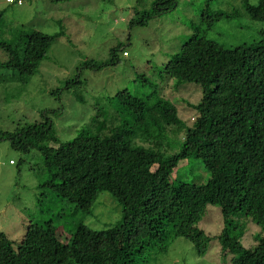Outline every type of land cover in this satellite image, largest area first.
<instances>
[{"label":"trees","instance_id":"trees-1","mask_svg":"<svg viewBox=\"0 0 264 264\" xmlns=\"http://www.w3.org/2000/svg\"><path fill=\"white\" fill-rule=\"evenodd\" d=\"M240 1L248 16L264 21V0ZM176 5V0H153L149 9L135 10L131 25H145ZM2 18L0 12V22ZM261 34L255 44L227 48L196 32L163 66L166 81H174L175 87L193 83L200 89L198 103L191 105L195 114L190 124L157 91L143 95L124 89L112 97L115 110L107 120L105 112H96L67 141L57 139L48 118L13 131L0 130V142L7 140L24 154L38 152L46 173L40 186L72 205V212L90 215L103 192L113 196L122 211V221L105 230L77 223L63 243L56 225L62 211L53 214L46 208L42 201H55L42 192L36 207L50 217L30 220L19 241L0 232V264H152L178 238L191 242L202 256L210 237L198 223L208 206L220 209L224 226L215 238L223 257H229L225 264H264V29ZM56 36L20 30L11 43L0 42L6 54L0 69L10 71L0 75V83H26ZM118 49L112 50V62L117 61ZM84 63L96 67L94 62ZM78 77L67 81L66 88L80 82ZM173 136L179 139L170 142ZM223 142L235 148L237 160L225 155ZM194 158L210 173L205 183L172 177L180 162ZM225 165L232 166V173L218 195V173ZM248 222L259 232L246 247L241 239ZM88 236L100 242L96 251L82 247V238Z\"/></svg>","mask_w":264,"mask_h":264},{"label":"rangeland","instance_id":"rangeland-1","mask_svg":"<svg viewBox=\"0 0 264 264\" xmlns=\"http://www.w3.org/2000/svg\"><path fill=\"white\" fill-rule=\"evenodd\" d=\"M152 1L142 0L136 4V0L58 3L24 0L22 6H16L0 0V12H3L0 42L11 43L20 30L34 29L57 35L47 57L26 83H0V130L13 131L48 118L57 139L67 141L82 125L91 122L96 112L100 111V115L105 112L107 120L115 110L112 97L124 89L143 95L157 91L171 100L180 119L190 124L195 114L191 105L198 103L200 89L193 83L175 87L174 81H166L163 66L196 32L227 48L252 45L262 37L264 21L248 16L240 6V0H176L174 10L148 20L145 25H131L136 18L135 10L149 9ZM219 12L223 15L219 16ZM119 47L121 49L115 52L117 61L112 62V50ZM122 50L128 57L122 55ZM5 55L0 49V63L5 60ZM84 62H94L96 67L85 66ZM9 73V70L0 69L1 77ZM77 75L80 82L66 88V82ZM178 139V136L168 138L170 142ZM223 144L227 151H224L225 155L237 160L235 148L229 143ZM231 173L230 165L219 170L218 195L223 193ZM172 177L200 184L207 181L210 173L201 159L194 158L180 162ZM44 180L46 173L37 151L24 154L13 149L7 140L0 142V232L9 239L19 241L30 220L50 217V213L41 214L36 207L37 201L43 200L42 192L47 199L54 198L55 201H42L47 204L46 208L52 209L53 214L62 211V218L56 219V225L59 227L58 238L63 243L72 237L70 234L77 223L101 231L122 221L121 207L109 193L99 194L91 214L84 217L72 212V205L41 187ZM223 226L220 209L208 206L198 223L210 237L206 253L198 255L191 242L178 238L168 252L156 257L152 264H225L229 257H223L215 238ZM246 226L241 243L248 247L259 227L252 222ZM82 239V247L86 246L89 251H96L101 246L89 236Z\"/></svg>","mask_w":264,"mask_h":264},{"label":"built area","instance_id":"built-area-1","mask_svg":"<svg viewBox=\"0 0 264 264\" xmlns=\"http://www.w3.org/2000/svg\"><path fill=\"white\" fill-rule=\"evenodd\" d=\"M7 3H16L17 5H21L22 4V0H5ZM123 56L127 57L128 54L127 52H123Z\"/></svg>","mask_w":264,"mask_h":264},{"label":"clouds","instance_id":"clouds-1","mask_svg":"<svg viewBox=\"0 0 264 264\" xmlns=\"http://www.w3.org/2000/svg\"><path fill=\"white\" fill-rule=\"evenodd\" d=\"M23 1H24V0H22V4H21V5H17L16 3H7L6 1H5V2H6L7 4H9V5L22 6V5H23ZM122 55H123V53H122Z\"/></svg>","mask_w":264,"mask_h":264},{"label":"crops","instance_id":"crops-1","mask_svg":"<svg viewBox=\"0 0 264 264\" xmlns=\"http://www.w3.org/2000/svg\"><path fill=\"white\" fill-rule=\"evenodd\" d=\"M128 57V56H127Z\"/></svg>","mask_w":264,"mask_h":264}]
</instances>
